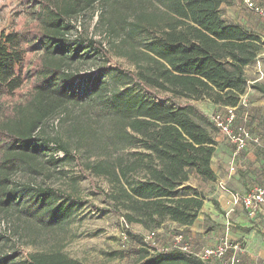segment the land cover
Here are the masks:
<instances>
[{"label": "trees", "instance_id": "trees-1", "mask_svg": "<svg viewBox=\"0 0 264 264\" xmlns=\"http://www.w3.org/2000/svg\"><path fill=\"white\" fill-rule=\"evenodd\" d=\"M229 1L21 0L30 23L0 35V212L16 217L15 231L30 243L51 245L18 262L0 255V264H80L62 252L72 209L53 198L79 200L14 182L23 170L39 175L64 161L108 181L109 193L96 191L102 210L121 217L129 236L134 225L194 224L204 196L183 185L192 175L216 180L210 129L217 131L194 103L238 107L248 87L245 68L264 50L258 36L222 19L220 7ZM97 6L109 50L134 72L88 38L83 43L100 61L97 73L81 76L75 67L71 22ZM108 74L133 87L111 89ZM250 88L264 94L260 84ZM50 120H58L60 134L46 133ZM140 253L135 264H210L178 250L146 246Z\"/></svg>", "mask_w": 264, "mask_h": 264}, {"label": "rangeland", "instance_id": "rangeland-1", "mask_svg": "<svg viewBox=\"0 0 264 264\" xmlns=\"http://www.w3.org/2000/svg\"><path fill=\"white\" fill-rule=\"evenodd\" d=\"M224 12L226 11L222 10V14ZM102 14L103 9L97 6L94 11L81 12L71 22L69 41L73 48L77 50L79 58L75 67L79 70L81 76L91 72L96 74L97 67L100 66V61L95 59L85 49L86 44L83 43L85 38L101 42L109 50L105 32L100 22ZM30 21L31 17L21 5V0H0V35L2 33H11L17 28L30 23ZM136 41L139 42L140 39L136 38ZM36 50L38 53L41 51L38 47H36ZM109 53L114 63L128 71L134 72V66L125 57L113 50H109ZM257 62H260L261 66L264 67V58L258 56L256 61L248 66L249 71L245 73L248 80L259 77L254 76L252 72L254 70L252 67L257 65ZM105 79L111 89L133 87L131 84H123V82L116 81L111 74H108ZM142 93L145 92L142 91ZM148 97L152 98L151 95H148ZM185 103V100L178 101L179 105H184ZM195 121L201 123L198 117H195ZM210 131L212 132V137L215 138L213 135L215 131L212 129ZM60 132L58 120L47 122L46 133L49 136H55L60 134ZM130 152H134V150H130ZM86 159V154L82 153L81 161L85 162ZM191 179V183L197 188L196 190L203 195L202 189L205 181L197 176H192ZM14 182H31L42 187L58 189L71 194L79 200L74 203L60 196L53 198V202L64 203L72 209V215L66 223L62 252L80 264H135L141 255L140 252L146 246L149 248V252L156 250L152 247V242L149 239L151 232L156 233L154 246L158 248H166L171 243L173 236L180 234L179 232H174L169 242L164 243V237L170 235L167 225L171 223L165 222L156 230H146L141 226L134 225L130 229L133 236H129L121 217L113 212L102 210L106 208V205L96 191L100 189L109 193L111 186L108 181L104 177L94 176L86 170L81 171L80 168L76 167L75 163L70 161H64L56 169L49 168L39 175L23 170L14 178ZM183 186H187V183ZM16 224L15 216L0 212L1 256H16L15 261L18 262L24 258L25 254L43 251L51 245V242L48 244L30 243L28 238L21 237V233L15 231Z\"/></svg>", "mask_w": 264, "mask_h": 264}, {"label": "crops", "instance_id": "crops-1", "mask_svg": "<svg viewBox=\"0 0 264 264\" xmlns=\"http://www.w3.org/2000/svg\"><path fill=\"white\" fill-rule=\"evenodd\" d=\"M242 5V0H231L229 4H223L220 7L222 19L262 39L264 21ZM222 10L226 12L222 14ZM260 58H264V50ZM252 69L254 76L259 77L247 79L248 90L241 97L237 108V120L247 117L246 124L253 141L235 158L232 147L223 136L217 131L213 132L215 150L210 166L216 180L204 182L202 189L204 202L194 224L190 227H180L169 223L167 226L170 235L164 237L163 241L168 243L174 232L181 233L194 250L215 247L222 241H227L232 247L238 248L231 250L227 258L235 257L239 259V264H264V217L249 219L241 205L242 197L251 188L256 186L264 188V94L250 88L255 83L264 86V67L257 62ZM248 71L249 68H245V73ZM195 106L204 116L224 109L209 102L195 103ZM232 167L235 168L233 171ZM191 177L187 186L197 189L191 183Z\"/></svg>", "mask_w": 264, "mask_h": 264}, {"label": "built area", "instance_id": "built-area-1", "mask_svg": "<svg viewBox=\"0 0 264 264\" xmlns=\"http://www.w3.org/2000/svg\"><path fill=\"white\" fill-rule=\"evenodd\" d=\"M244 8L250 13L256 15L264 21V0H242ZM264 44V36L261 39ZM237 108L226 107L223 111L212 112L206 114V121L212 125L218 133H220L226 142L232 147L233 156L237 158L244 152L249 144L253 141V137L247 127V117L237 120ZM235 168L232 167V171ZM242 208L245 210L249 219L255 220L261 216L264 217V188L256 186L251 188L241 199ZM156 237L155 232L149 234L152 247L159 252H167L170 250H178L180 252L192 255L202 262L210 264H239V259L235 257L227 258L231 250H238L236 246H231L227 241H222L215 247L194 250L185 240L182 234L173 236L171 243L166 248H158L154 246ZM232 247V249H231Z\"/></svg>", "mask_w": 264, "mask_h": 264}]
</instances>
